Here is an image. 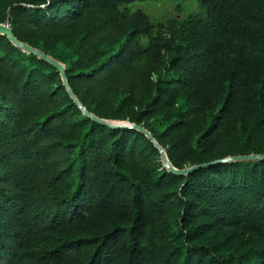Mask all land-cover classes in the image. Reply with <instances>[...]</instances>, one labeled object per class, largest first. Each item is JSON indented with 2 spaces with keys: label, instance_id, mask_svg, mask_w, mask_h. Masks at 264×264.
<instances>
[{
  "label": "trees",
  "instance_id": "1",
  "mask_svg": "<svg viewBox=\"0 0 264 264\" xmlns=\"http://www.w3.org/2000/svg\"><path fill=\"white\" fill-rule=\"evenodd\" d=\"M197 1L205 15L142 6ZM90 114L178 170L264 155V0H0ZM0 264H264V160L176 176L0 35Z\"/></svg>",
  "mask_w": 264,
  "mask_h": 264
},
{
  "label": "water",
  "instance_id": "2",
  "mask_svg": "<svg viewBox=\"0 0 264 264\" xmlns=\"http://www.w3.org/2000/svg\"><path fill=\"white\" fill-rule=\"evenodd\" d=\"M11 13H12V9L9 11V15L7 18V21L4 25H0V35L2 36H7L9 38V40L18 48H20L21 50H23L26 53H29L31 55H34L46 62H49L50 64H52L57 71L60 73L61 77H62V81H63V85L66 88L68 94L70 95L71 99L74 101V103L79 107V109L84 113L85 116H87L88 118L92 119L93 121H95L96 123L105 126L109 129H130V130H137L143 134H145L155 145L156 149L159 151L160 155H161V159L163 161V165L164 167L172 174L176 175V176H188L191 173L200 170V169H204V168H209L212 166H216V165H222V164H227V163H236V162H244V161H258V160H264V155H252V156H245V157H231L225 160H220V161H216L213 163H209V164H203V165H199V166H195L192 168H188L185 170H178L176 169L171 162L169 161L167 154L165 152V150L161 147V145L157 142V140L155 139V137L143 126H139V125H135V124H131V123H123L121 125H118L117 123H109L105 120H101L97 117H95L94 115L90 114L89 112H87V110L83 107V105L79 102V100L75 97L70 85H69V79L67 77L66 74V68L65 65L55 61L54 59H52L51 57L33 49L32 47L21 43L14 35L11 27H10V21H11Z\"/></svg>",
  "mask_w": 264,
  "mask_h": 264
},
{
  "label": "rangeland",
  "instance_id": "3",
  "mask_svg": "<svg viewBox=\"0 0 264 264\" xmlns=\"http://www.w3.org/2000/svg\"><path fill=\"white\" fill-rule=\"evenodd\" d=\"M156 17L166 16L168 18L183 19L190 15H205V9L197 1H172L161 2L155 6H142ZM121 125L120 123H117Z\"/></svg>",
  "mask_w": 264,
  "mask_h": 264
}]
</instances>
